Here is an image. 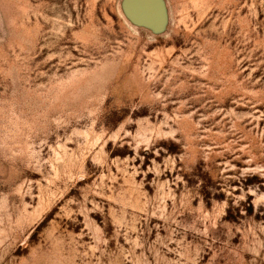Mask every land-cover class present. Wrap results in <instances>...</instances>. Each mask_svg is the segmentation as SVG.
Listing matches in <instances>:
<instances>
[{"label":"rangeland","instance_id":"obj_1","mask_svg":"<svg viewBox=\"0 0 264 264\" xmlns=\"http://www.w3.org/2000/svg\"><path fill=\"white\" fill-rule=\"evenodd\" d=\"M0 264H264V0H0Z\"/></svg>","mask_w":264,"mask_h":264}]
</instances>
